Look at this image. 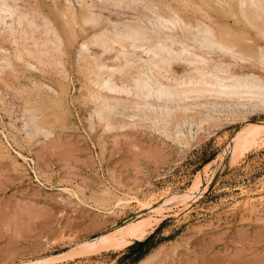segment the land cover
Instances as JSON below:
<instances>
[{"label": "rangeland", "instance_id": "obj_1", "mask_svg": "<svg viewBox=\"0 0 264 264\" xmlns=\"http://www.w3.org/2000/svg\"><path fill=\"white\" fill-rule=\"evenodd\" d=\"M28 1L19 4L32 11ZM42 10L38 14L43 17L48 9ZM11 21L0 25V48L13 47L11 36L1 31L15 28ZM41 32L40 26L30 41L22 33L16 37L19 44L36 48ZM76 50L74 45L61 57L63 64L57 66L63 71L51 52L50 58L35 52L34 60L27 58L33 68H24L10 87L3 79L8 74L0 72V264H139L150 254L147 264H264V142L246 146L232 164L228 152L248 124L264 122V92L256 106L239 107L249 112L247 122H228L209 136L198 118L234 111L233 105L211 106L217 112L210 113L196 107L181 123L180 138L172 125L163 129L160 123L151 130L108 129L90 115L93 107L83 99ZM182 66L173 64L175 69ZM60 85L67 87L63 102ZM29 110L39 113L42 126L41 132L25 138L21 121ZM196 180L200 187L193 189L184 214L182 205L158 215L142 237H127L108 250L84 253L79 248L84 241L147 216L137 198L158 199L169 189L184 199ZM248 196L253 197L251 203ZM153 234L140 251L129 250ZM142 252L146 254L138 260Z\"/></svg>", "mask_w": 264, "mask_h": 264}, {"label": "bare ground", "instance_id": "obj_2", "mask_svg": "<svg viewBox=\"0 0 264 264\" xmlns=\"http://www.w3.org/2000/svg\"><path fill=\"white\" fill-rule=\"evenodd\" d=\"M19 1L24 0H0V25H8V19L16 24L15 28L11 25L1 30L13 40L12 49L0 48V72L8 74L3 78L6 86L10 87L11 79L15 81L24 68L30 67L27 58L34 60L35 52L46 58H50L47 54L51 52L52 61L58 67L63 64L61 57L76 45L84 77L83 99L93 107L90 115L97 117L105 128L129 126L151 130L160 123L163 129L172 125L175 137L180 138L181 123L195 113L196 107L217 112V108L211 109V106L222 105L225 109L233 105L234 111L224 110V114L218 112L203 120L197 117L200 129L209 136L228 122H247L249 112L239 107L256 106L259 94L264 92V0H29L32 11L21 7ZM113 4L122 7L114 8ZM42 7L48 9L43 17L40 15L45 13ZM40 10L43 13L38 14ZM40 26L43 38L36 40V48L34 44H19L17 33L30 41ZM92 49L97 51L93 53ZM52 61L48 63L52 65ZM182 63L179 69L173 67ZM60 86L63 102L67 87ZM41 124L39 113L29 110L23 115L21 130L25 138L41 132ZM248 126L228 150L231 164L246 146L264 142V122ZM193 134L188 133L189 137ZM19 155L28 160L24 154L19 152ZM30 161L36 163L34 159ZM199 187L200 182L196 180L185 192L184 199L169 189L162 192V196L158 194V199L156 196V199L144 200L148 195L137 198L147 216L84 241L79 248L84 253L100 252L120 245L127 237H142L146 226L158 215L163 216L182 205L184 214L193 189ZM240 189L243 191L242 187ZM246 198L248 203L253 201V197ZM260 199L264 201V196ZM151 257L152 254L147 255L139 264H147Z\"/></svg>", "mask_w": 264, "mask_h": 264}, {"label": "trees", "instance_id": "obj_3", "mask_svg": "<svg viewBox=\"0 0 264 264\" xmlns=\"http://www.w3.org/2000/svg\"><path fill=\"white\" fill-rule=\"evenodd\" d=\"M154 234L151 235L150 237H148L145 241H137L134 245L129 247V250L131 252L133 251H140L143 246H145V244L151 239L153 238ZM146 254V252H142L140 253V255L137 257L138 260L142 259L144 257V255Z\"/></svg>", "mask_w": 264, "mask_h": 264}, {"label": "snow or ice", "instance_id": "obj_4", "mask_svg": "<svg viewBox=\"0 0 264 264\" xmlns=\"http://www.w3.org/2000/svg\"><path fill=\"white\" fill-rule=\"evenodd\" d=\"M111 6L114 7V8L122 7V5H119V4H113V5H111Z\"/></svg>", "mask_w": 264, "mask_h": 264}]
</instances>
